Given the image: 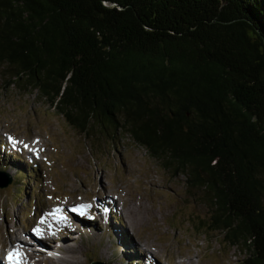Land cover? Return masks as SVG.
Segmentation results:
<instances>
[{"label": "trees", "instance_id": "1", "mask_svg": "<svg viewBox=\"0 0 264 264\" xmlns=\"http://www.w3.org/2000/svg\"><path fill=\"white\" fill-rule=\"evenodd\" d=\"M0 64L78 132L185 173L197 229L264 264V0H0Z\"/></svg>", "mask_w": 264, "mask_h": 264}, {"label": "rangeland", "instance_id": "2", "mask_svg": "<svg viewBox=\"0 0 264 264\" xmlns=\"http://www.w3.org/2000/svg\"><path fill=\"white\" fill-rule=\"evenodd\" d=\"M5 67L0 64V262L54 264L50 259L67 258L50 241L51 252L40 263L37 257L25 260L20 251L19 260L8 253L10 229L33 242L24 232L36 223L47 225L50 210L61 207L59 221L77 220L83 228L60 230L68 247L80 249L79 264H245L249 251L233 245L223 231L197 229L210 207L189 187L185 173L165 167L128 134L112 137L99 127L78 132L37 90L8 86ZM19 169L35 173L21 178V187ZM106 197L109 204L99 201ZM76 202L98 206L100 221L86 220Z\"/></svg>", "mask_w": 264, "mask_h": 264}, {"label": "bare ground", "instance_id": "3", "mask_svg": "<svg viewBox=\"0 0 264 264\" xmlns=\"http://www.w3.org/2000/svg\"><path fill=\"white\" fill-rule=\"evenodd\" d=\"M93 193H94V190H92V194ZM99 201H101V202L107 201L104 203H108V202L110 203V201H112V199L110 198V200H109V198L106 197L104 199H100ZM70 204H74V203H70ZM70 204H68V205H70ZM77 204H78V206H76V207L73 206V207L78 208L77 209L78 211H81V213H84L86 215V217H84V218H86V220H88L89 222H92V224H94L97 221H100V216L96 215V213L101 211V209L98 206L92 205L90 203H81V202L77 203ZM83 204H86L87 207H83ZM102 204L103 203L98 204V205L101 207ZM64 206H65V204H64ZM110 206H112V205H110ZM62 209L65 211L69 210V208L67 206H65ZM61 212H62L61 207L58 209H54V210L51 209L50 210L51 219L46 218L47 219L46 221H49L47 225L36 223L35 227H33L31 225L29 226L28 230L26 232H24L23 236L33 237V242L29 243L28 241H26V239L24 237H21L13 229H10L9 231L11 234V245L13 248H15L17 250L16 253L18 251H20L21 253L23 252L25 254L24 255L25 260H26V258L29 259V258H36L37 257L35 262L40 263L41 260L43 261L45 259V258L41 259V255L44 252H46V253L51 252V250L48 248L49 245L46 244V241H50L51 246H54V245L59 246L58 252H62V253L65 252V253L69 254V256L67 258H56V260H54L55 258L50 259L54 264H58V263L59 264H65L66 262L79 264L78 259H76L75 254H77V252H79L80 249H77L75 247H68L69 243L66 242L65 239H63V238H65V235L61 234L60 230H64L66 232H73L74 233L75 231L76 232H78L80 230L83 231V228L80 227V224L78 223L77 220H76V222L74 220H63V221L61 220L62 222L59 221V218L60 219H61V217L63 218V214ZM101 213H102V211H101ZM45 222H44V224H46ZM53 222H55V223H53ZM94 232L96 233V229ZM69 237L72 238L73 236H69ZM31 246H36V247L33 250V252L31 251L30 253H28V248ZM13 248L8 253L15 252V250ZM102 254L106 255L105 250L102 251ZM18 257L19 256L16 255V256H14V259L18 258ZM18 260H19V258H18ZM1 262H0V264H13V262L11 260H9V262H3V260H1Z\"/></svg>", "mask_w": 264, "mask_h": 264}, {"label": "snow or ice", "instance_id": "4", "mask_svg": "<svg viewBox=\"0 0 264 264\" xmlns=\"http://www.w3.org/2000/svg\"><path fill=\"white\" fill-rule=\"evenodd\" d=\"M18 255V253H10L9 258L12 259L14 256Z\"/></svg>", "mask_w": 264, "mask_h": 264}, {"label": "water", "instance_id": "5", "mask_svg": "<svg viewBox=\"0 0 264 264\" xmlns=\"http://www.w3.org/2000/svg\"><path fill=\"white\" fill-rule=\"evenodd\" d=\"M8 183H6L5 185H7ZM92 264H105L104 262H101V261H95L94 263Z\"/></svg>", "mask_w": 264, "mask_h": 264}]
</instances>
